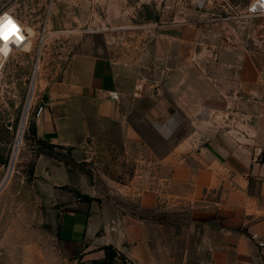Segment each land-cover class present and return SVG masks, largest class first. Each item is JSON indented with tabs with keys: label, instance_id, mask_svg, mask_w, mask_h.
I'll return each mask as SVG.
<instances>
[{
	"label": "crops",
	"instance_id": "0c3cea01",
	"mask_svg": "<svg viewBox=\"0 0 264 264\" xmlns=\"http://www.w3.org/2000/svg\"><path fill=\"white\" fill-rule=\"evenodd\" d=\"M121 68L83 48L38 87L47 103L35 118L39 137L72 147L78 159L103 142L131 167L119 180L57 166L63 260L105 264L103 247L113 246L129 264H264V105L256 93L238 92L230 111L204 119L162 99L143 105L139 93L130 102Z\"/></svg>",
	"mask_w": 264,
	"mask_h": 264
},
{
	"label": "rangeland",
	"instance_id": "374dc122",
	"mask_svg": "<svg viewBox=\"0 0 264 264\" xmlns=\"http://www.w3.org/2000/svg\"><path fill=\"white\" fill-rule=\"evenodd\" d=\"M252 1L0 0V13L11 12L28 39L11 54L14 43H0V264H70L57 234L65 208L54 183L58 165L119 180L131 171L103 142H90L78 159L72 147H51L36 134L27 110L43 95L45 75L87 48L123 65L122 88L134 104L139 93L143 105L162 99L205 119L252 90L264 105V14H246Z\"/></svg>",
	"mask_w": 264,
	"mask_h": 264
},
{
	"label": "built area",
	"instance_id": "2783aa9c",
	"mask_svg": "<svg viewBox=\"0 0 264 264\" xmlns=\"http://www.w3.org/2000/svg\"><path fill=\"white\" fill-rule=\"evenodd\" d=\"M197 3L203 0H195ZM246 14L249 16H257V15H263L264 14V0H253L247 7L246 10ZM3 17H8L11 18V20L13 21V23L16 26V33L14 35L11 36V38L7 41H0L3 43H6L9 41V44H11L12 42L13 44V50L15 48H20L22 47V45L27 41V36L25 35V30H24V26L23 24L19 21L16 20V18H14L11 15H5L3 14ZM34 72V70H33ZM33 77V76H32ZM110 96L114 99H119V94L117 91H113L110 93ZM47 107V103L46 100L44 99V95H35V98L33 99V101L30 104L29 107V111H31L34 113V116L36 118L40 117L42 115V113L44 112V110ZM256 239V237H255ZM258 244L260 247H264V241L263 240H257Z\"/></svg>",
	"mask_w": 264,
	"mask_h": 264
},
{
	"label": "snow or ice",
	"instance_id": "6c2138e0",
	"mask_svg": "<svg viewBox=\"0 0 264 264\" xmlns=\"http://www.w3.org/2000/svg\"><path fill=\"white\" fill-rule=\"evenodd\" d=\"M16 31V26L11 18L0 17V41L9 40Z\"/></svg>",
	"mask_w": 264,
	"mask_h": 264
},
{
	"label": "trees",
	"instance_id": "16d2710c",
	"mask_svg": "<svg viewBox=\"0 0 264 264\" xmlns=\"http://www.w3.org/2000/svg\"><path fill=\"white\" fill-rule=\"evenodd\" d=\"M49 146L53 147L55 145L49 143ZM103 248L105 249L107 254V259L104 261L105 264H129L127 261H122L120 263H117L116 255L119 253V251L113 246H104Z\"/></svg>",
	"mask_w": 264,
	"mask_h": 264
},
{
	"label": "bare ground",
	"instance_id": "6f19581e",
	"mask_svg": "<svg viewBox=\"0 0 264 264\" xmlns=\"http://www.w3.org/2000/svg\"><path fill=\"white\" fill-rule=\"evenodd\" d=\"M3 14H5V15H11V16H13L14 18H16L11 12H1L0 13V17H3ZM16 20H18L17 18H16ZM24 26V25H23ZM24 30H25V27H24ZM25 35H26V31H25ZM27 36V35H26ZM28 40V39H27ZM0 43H3V42H0ZM8 44H9V41H8ZM10 45H12V44H10ZM12 51H13V45L11 46V49H10V54L12 53ZM33 99H34V97H33ZM33 99H31V101H30V103H29V106H28V110H27V112H28V114H29V107H30V104H31V102L33 101Z\"/></svg>",
	"mask_w": 264,
	"mask_h": 264
},
{
	"label": "water",
	"instance_id": "95a60500",
	"mask_svg": "<svg viewBox=\"0 0 264 264\" xmlns=\"http://www.w3.org/2000/svg\"><path fill=\"white\" fill-rule=\"evenodd\" d=\"M3 186H4V184H2V186H0V191H1V189L3 188Z\"/></svg>",
	"mask_w": 264,
	"mask_h": 264
}]
</instances>
